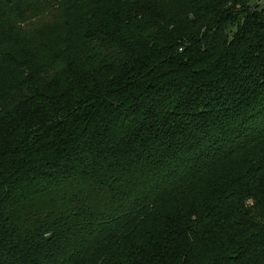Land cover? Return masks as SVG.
<instances>
[{
	"label": "trees",
	"instance_id": "16d2710c",
	"mask_svg": "<svg viewBox=\"0 0 264 264\" xmlns=\"http://www.w3.org/2000/svg\"><path fill=\"white\" fill-rule=\"evenodd\" d=\"M264 0H0V264H264Z\"/></svg>",
	"mask_w": 264,
	"mask_h": 264
},
{
	"label": "rangeland",
	"instance_id": "374dc122",
	"mask_svg": "<svg viewBox=\"0 0 264 264\" xmlns=\"http://www.w3.org/2000/svg\"><path fill=\"white\" fill-rule=\"evenodd\" d=\"M261 6L264 7V1L262 2V5Z\"/></svg>",
	"mask_w": 264,
	"mask_h": 264
}]
</instances>
